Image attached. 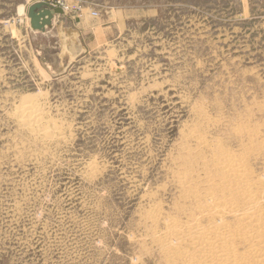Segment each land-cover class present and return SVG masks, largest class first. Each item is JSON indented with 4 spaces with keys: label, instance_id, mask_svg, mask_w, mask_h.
Segmentation results:
<instances>
[{
    "label": "rangeland",
    "instance_id": "1",
    "mask_svg": "<svg viewBox=\"0 0 264 264\" xmlns=\"http://www.w3.org/2000/svg\"><path fill=\"white\" fill-rule=\"evenodd\" d=\"M58 1L0 0V264H201L181 236L214 229L221 157L264 203V0H63L33 31Z\"/></svg>",
    "mask_w": 264,
    "mask_h": 264
},
{
    "label": "bare ground",
    "instance_id": "2",
    "mask_svg": "<svg viewBox=\"0 0 264 264\" xmlns=\"http://www.w3.org/2000/svg\"><path fill=\"white\" fill-rule=\"evenodd\" d=\"M36 107H37V104L34 101H25V102H23V104L21 106L22 110L17 114V116L19 115L20 121L23 122V125L32 132L38 131L37 129H38V127H40V123L43 121L42 114L39 113V110L36 109ZM39 131H40V136L42 135V136L46 137L45 140L47 138L53 137L52 131L50 132L47 129L40 130V128H39ZM249 152H250V150H249ZM237 156H239V155H237ZM237 156L231 155V153H230V154H226L225 156L220 158V161H219L220 164L218 163L220 165V171L225 172V174H227V178L229 177L230 180L228 182L227 181H225V182L219 181V183L214 182V185L217 187L219 195L214 194L211 196V198H209L203 202L199 201L200 203L197 204V206L195 207V212H193V213H200L201 215L208 217L209 221H211L214 224L213 225L214 229L213 230L208 229V231H205L206 228L205 229L203 228L204 231H199V229H198V231H195L192 233L191 232L184 233L182 236L180 234L181 238H183L182 240L193 241L192 243L200 252L199 253L200 255L198 254L200 259L198 257L197 258L199 259L201 264H264V203L262 201L263 199L261 200L260 198L253 196L252 190H253V186H254L255 181L252 183L251 179L253 177L251 179L249 178V176H251L252 173H251V175L247 174V171L245 170L246 167L244 168V166H246L247 164L245 165V162H243L242 159L238 158ZM217 157L218 156L216 155V159H217ZM217 168L218 167H216V169ZM248 173H250V172H248ZM184 174H187V173H184ZM184 174L183 175L181 174L182 176H180V178H181L180 183L183 184V188L185 189L187 184L190 182V179H189L188 175H184ZM210 176H211V174H210ZM178 177H179V175H178ZM208 178L210 179V177H208ZM224 178H225V176L223 177V179ZM223 179L221 178L220 180H223ZM263 182H264V180H263ZM188 189H187V192L190 196L195 198L199 195L197 193L199 190L195 189L197 191L196 192L192 189H190V191H189ZM184 193H186V192H184ZM238 196H242L243 199L245 200V202H244L245 206L242 205V208L243 209L245 208V209L242 213H239L238 209H236V202L237 201H235V199ZM259 196H260V194H259ZM198 198H199V196H198ZM234 214L238 215L237 219L239 220V224H237L238 225L237 227L228 229V227L226 226V223H225V219L229 216L234 215ZM153 215H151V216L153 217ZM159 215H160V213H159ZM159 215L157 214V217ZM154 216H156V215H154ZM193 218H195V217H193ZM234 220H236V219H234ZM173 222H174V220H173ZM197 222H198V220H197ZM174 223L172 224V226L174 225ZM198 224H199V222H198ZM198 224H197V226H198ZM229 225H230V223H229ZM213 226H212V228H213ZM240 227L243 229H241ZM176 228H177V225L173 226L172 230H171V233L174 235L178 234V231ZM203 229H201V230H203ZM227 229H228V231H226ZM222 230H224V231L220 232ZM183 232H185V231H183ZM169 235H170V233H169ZM170 240H171V237H170ZM180 245H182V243ZM242 245H245L248 248V250H246L245 252H240L238 248H239V246H242ZM172 251H173V249H172ZM194 252L196 253V251H194ZM177 254H179V253H177ZM187 254H188V252H187ZM191 255L192 254L189 253L190 258H191ZM181 257H185V256H181ZM187 257H188V255H187Z\"/></svg>",
    "mask_w": 264,
    "mask_h": 264
},
{
    "label": "water",
    "instance_id": "3",
    "mask_svg": "<svg viewBox=\"0 0 264 264\" xmlns=\"http://www.w3.org/2000/svg\"><path fill=\"white\" fill-rule=\"evenodd\" d=\"M63 14L60 8L51 9L48 3H35L28 9L30 27L33 31L46 33L47 29L52 28L54 19Z\"/></svg>",
    "mask_w": 264,
    "mask_h": 264
},
{
    "label": "built area",
    "instance_id": "4",
    "mask_svg": "<svg viewBox=\"0 0 264 264\" xmlns=\"http://www.w3.org/2000/svg\"><path fill=\"white\" fill-rule=\"evenodd\" d=\"M54 8H60L63 12H64V4H63V0H59L58 3L55 4H49Z\"/></svg>",
    "mask_w": 264,
    "mask_h": 264
},
{
    "label": "crops",
    "instance_id": "5",
    "mask_svg": "<svg viewBox=\"0 0 264 264\" xmlns=\"http://www.w3.org/2000/svg\"><path fill=\"white\" fill-rule=\"evenodd\" d=\"M56 18L54 19V22H55Z\"/></svg>",
    "mask_w": 264,
    "mask_h": 264
}]
</instances>
